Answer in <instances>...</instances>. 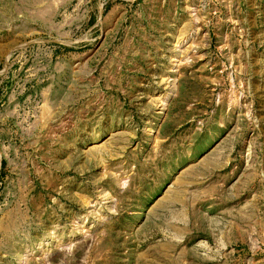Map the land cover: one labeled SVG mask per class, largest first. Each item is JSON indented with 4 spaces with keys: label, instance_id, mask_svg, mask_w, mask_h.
Instances as JSON below:
<instances>
[{
    "label": "rangeland",
    "instance_id": "1",
    "mask_svg": "<svg viewBox=\"0 0 264 264\" xmlns=\"http://www.w3.org/2000/svg\"><path fill=\"white\" fill-rule=\"evenodd\" d=\"M0 264H264V0H0Z\"/></svg>",
    "mask_w": 264,
    "mask_h": 264
}]
</instances>
